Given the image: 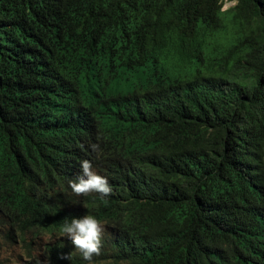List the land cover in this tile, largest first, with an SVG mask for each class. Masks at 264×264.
<instances>
[{"label":"trees","instance_id":"16d2710c","mask_svg":"<svg viewBox=\"0 0 264 264\" xmlns=\"http://www.w3.org/2000/svg\"><path fill=\"white\" fill-rule=\"evenodd\" d=\"M83 160L94 264H264V0H0V235L57 234Z\"/></svg>","mask_w":264,"mask_h":264},{"label":"clouds","instance_id":"9594fccd","mask_svg":"<svg viewBox=\"0 0 264 264\" xmlns=\"http://www.w3.org/2000/svg\"><path fill=\"white\" fill-rule=\"evenodd\" d=\"M92 152H101L99 143L90 145ZM81 175L68 181L71 191L69 193L78 201L77 204L60 207L57 220L60 229L57 234H45L41 237L31 238L26 235L25 242L19 241L13 236L10 239L0 235V239L10 247L21 248L26 257V264H52L53 253L57 250L67 251L75 264H94V258L99 256L105 240L107 229L102 219L95 218L85 212L83 195L98 193L101 199L112 194L107 177L96 171L94 161H81ZM260 236H264V230H260ZM41 259V262L39 261Z\"/></svg>","mask_w":264,"mask_h":264},{"label":"rangeland","instance_id":"374dc122","mask_svg":"<svg viewBox=\"0 0 264 264\" xmlns=\"http://www.w3.org/2000/svg\"><path fill=\"white\" fill-rule=\"evenodd\" d=\"M233 5V2L224 1L222 10ZM27 259L21 248L10 247L0 239V264H26Z\"/></svg>","mask_w":264,"mask_h":264}]
</instances>
